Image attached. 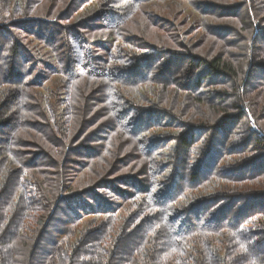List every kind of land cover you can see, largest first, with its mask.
<instances>
[{
    "label": "trees",
    "instance_id": "16d2710c",
    "mask_svg": "<svg viewBox=\"0 0 264 264\" xmlns=\"http://www.w3.org/2000/svg\"><path fill=\"white\" fill-rule=\"evenodd\" d=\"M0 264H264V0H0Z\"/></svg>",
    "mask_w": 264,
    "mask_h": 264
},
{
    "label": "rangeland",
    "instance_id": "374dc122",
    "mask_svg": "<svg viewBox=\"0 0 264 264\" xmlns=\"http://www.w3.org/2000/svg\"><path fill=\"white\" fill-rule=\"evenodd\" d=\"M178 2L180 6L179 9L182 8L184 15H187V21L188 20L190 21V18H191L190 23H194V21L199 18L200 14L195 10V8L190 2H187V1H183V2L178 1ZM174 4L175 2L174 3L166 2V3H163V6L169 7V5H174ZM88 6H90V4H88Z\"/></svg>",
    "mask_w": 264,
    "mask_h": 264
}]
</instances>
